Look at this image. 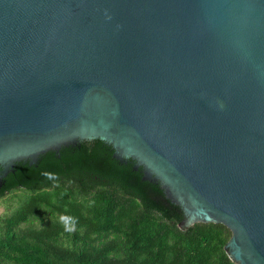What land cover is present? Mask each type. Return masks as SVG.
Returning <instances> with one entry per match:
<instances>
[{
  "label": "water",
  "instance_id": "95a60500",
  "mask_svg": "<svg viewBox=\"0 0 264 264\" xmlns=\"http://www.w3.org/2000/svg\"><path fill=\"white\" fill-rule=\"evenodd\" d=\"M94 139L264 264V0H0V187Z\"/></svg>",
  "mask_w": 264,
  "mask_h": 264
},
{
  "label": "trees",
  "instance_id": "16d2710c",
  "mask_svg": "<svg viewBox=\"0 0 264 264\" xmlns=\"http://www.w3.org/2000/svg\"><path fill=\"white\" fill-rule=\"evenodd\" d=\"M100 139L20 161L0 187V264H237L221 223L182 208Z\"/></svg>",
  "mask_w": 264,
  "mask_h": 264
},
{
  "label": "rangeland",
  "instance_id": "374dc122",
  "mask_svg": "<svg viewBox=\"0 0 264 264\" xmlns=\"http://www.w3.org/2000/svg\"><path fill=\"white\" fill-rule=\"evenodd\" d=\"M4 210V207L0 205V213Z\"/></svg>",
  "mask_w": 264,
  "mask_h": 264
}]
</instances>
